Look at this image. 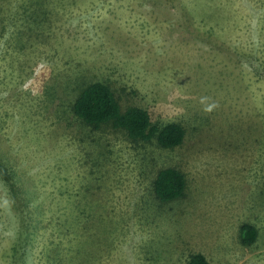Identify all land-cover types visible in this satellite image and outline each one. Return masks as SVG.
I'll list each match as a JSON object with an SVG mask.
<instances>
[{
	"label": "rangeland",
	"instance_id": "1",
	"mask_svg": "<svg viewBox=\"0 0 264 264\" xmlns=\"http://www.w3.org/2000/svg\"><path fill=\"white\" fill-rule=\"evenodd\" d=\"M94 82L183 145L85 125L73 102ZM164 168L187 179L171 202ZM195 253L264 264V0H0V264Z\"/></svg>",
	"mask_w": 264,
	"mask_h": 264
},
{
	"label": "trees",
	"instance_id": "2",
	"mask_svg": "<svg viewBox=\"0 0 264 264\" xmlns=\"http://www.w3.org/2000/svg\"><path fill=\"white\" fill-rule=\"evenodd\" d=\"M72 111L93 130H124L132 140L149 141L153 138L163 149L183 145L186 131L183 126L171 123L161 129L156 127L148 112L131 106L122 110L112 91L103 83L94 82L81 87L74 99ZM188 187L185 174L175 168L160 169L154 180V192L161 202H171L184 196ZM241 241L251 245L257 230L250 224L242 226ZM188 264H211L201 253L193 254Z\"/></svg>",
	"mask_w": 264,
	"mask_h": 264
}]
</instances>
